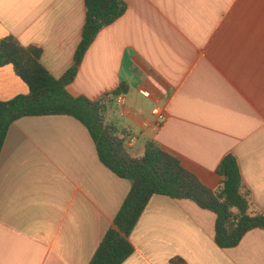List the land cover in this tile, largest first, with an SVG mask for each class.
Returning a JSON list of instances; mask_svg holds the SVG:
<instances>
[{"label":"crops","instance_id":"crops-1","mask_svg":"<svg viewBox=\"0 0 264 264\" xmlns=\"http://www.w3.org/2000/svg\"><path fill=\"white\" fill-rule=\"evenodd\" d=\"M123 1L125 13L97 34L67 92L97 101L125 84L106 122L136 138L125 145L132 157L155 142L215 190L216 169L232 154L264 212V0ZM85 15V0H0V40L40 49V64L60 79ZM27 94L12 67H0V102ZM129 191L77 120L13 122L0 154V264H89ZM215 220L191 201L153 196L122 264H264V230L221 249Z\"/></svg>","mask_w":264,"mask_h":264},{"label":"trees","instance_id":"trees-1","mask_svg":"<svg viewBox=\"0 0 264 264\" xmlns=\"http://www.w3.org/2000/svg\"><path fill=\"white\" fill-rule=\"evenodd\" d=\"M126 9L123 0H85V23L74 64L60 79L40 64V49L22 47L12 37L0 40V67L10 65L28 88L27 95L0 102V154L13 122L26 117H71L87 130L99 162L116 177L130 182V191L89 264H122L133 254L129 235L153 196L188 200L212 212L216 216L215 244L221 249L234 248L249 231L264 230V212L253 206L232 154L225 155L216 169L220 186L210 189L155 142H146L141 157L127 152L120 137L123 132L106 122L112 99L127 92L125 84L97 101L73 97L66 90L97 34Z\"/></svg>","mask_w":264,"mask_h":264},{"label":"built area","instance_id":"built-area-1","mask_svg":"<svg viewBox=\"0 0 264 264\" xmlns=\"http://www.w3.org/2000/svg\"><path fill=\"white\" fill-rule=\"evenodd\" d=\"M143 94H144L145 96H147V93H146V92H143ZM116 103L119 104V105H122V104H123V98H122L121 96H117V97H116ZM153 114H154V115H157V114H158V109H154V110H153ZM120 137L123 139L124 144H125L126 146H130V144H131L132 142H134L135 139H136L134 136H129V135H122V136H120Z\"/></svg>","mask_w":264,"mask_h":264}]
</instances>
